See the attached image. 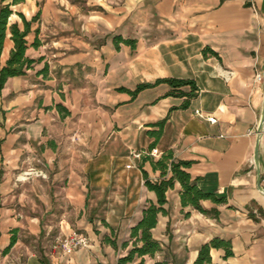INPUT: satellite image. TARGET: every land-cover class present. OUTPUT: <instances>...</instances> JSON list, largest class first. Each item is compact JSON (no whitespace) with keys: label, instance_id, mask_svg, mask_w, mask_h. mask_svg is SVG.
Instances as JSON below:
<instances>
[{"label":"crops","instance_id":"1","mask_svg":"<svg viewBox=\"0 0 264 264\" xmlns=\"http://www.w3.org/2000/svg\"><path fill=\"white\" fill-rule=\"evenodd\" d=\"M11 9L0 66L14 47L10 25L24 29L20 15L35 61L0 91V264H121L151 205L163 208L150 228L159 249L124 264H195L213 240L202 264H264V0H24ZM169 78L194 82L195 94L172 95ZM179 161L210 194L202 210L182 204L177 179L163 205L146 183L169 179ZM72 232L90 245L53 248Z\"/></svg>","mask_w":264,"mask_h":264},{"label":"trees","instance_id":"2","mask_svg":"<svg viewBox=\"0 0 264 264\" xmlns=\"http://www.w3.org/2000/svg\"><path fill=\"white\" fill-rule=\"evenodd\" d=\"M5 1L9 2L4 3ZM22 1L24 0H0V53L2 51L4 40L6 37L8 18L12 14L11 5L20 3ZM20 16L24 23V29L20 30L17 23H13L9 27L12 34L11 38L14 42V47L11 50L10 56L7 59L6 63L0 66V91L9 77L25 74L26 70L29 69L35 61L25 55V51L27 48V41L25 37L30 29V21H27L23 15ZM161 81L167 82L172 87V95L176 94L175 91H179L178 95L191 98L197 90V87L195 86L194 82L190 80L169 78ZM187 84L192 86V90L189 92H182L180 88ZM146 86L147 84H140L137 87V90H140ZM187 103L188 100L184 102L183 106H186ZM160 124H162V122H160ZM186 165H188V163L183 161H179L176 163L173 162L171 164V171L173 175L169 179L162 180L160 183L156 184H152L149 181H147L146 183L150 188L155 190L158 196V203L160 205H163L166 201V189L173 185L174 179H177L182 183L184 188V192L182 194V204H192L197 209L202 210L201 206L198 203V200L201 198L209 197L210 194L203 193L202 191L196 188L194 181L190 178V175L183 169H181V166ZM159 210H163V208H157L155 205H151L145 211L144 217L139 222V224L132 228V236L136 237V240L129 253L126 256L120 258L119 262L121 264L131 261L135 255L143 256L145 254H153L159 249L158 242L152 238V235L150 233V228L154 226L156 221V214ZM137 241H140L142 244L139 245ZM217 245L218 243L215 240L202 245L199 249V254L195 264H202L205 261H209L210 247ZM138 264H142V262Z\"/></svg>","mask_w":264,"mask_h":264},{"label":"built area","instance_id":"3","mask_svg":"<svg viewBox=\"0 0 264 264\" xmlns=\"http://www.w3.org/2000/svg\"><path fill=\"white\" fill-rule=\"evenodd\" d=\"M262 79H263L262 74H260V73L256 74V80L257 81H262ZM196 113L200 117H204L199 111H196ZM206 119L211 123L216 122V118L214 116L206 117ZM144 154L156 156L159 154V151L156 148L151 149L149 151L133 150V151H131L129 157L132 159L133 158H140ZM126 167L127 168L132 167V163L127 164ZM89 245H90V240H89L87 235L80 233V232H72L71 234L67 235L66 237L58 238L55 241L53 248L54 249H61L67 253H71L78 248L88 247Z\"/></svg>","mask_w":264,"mask_h":264},{"label":"water","instance_id":"4","mask_svg":"<svg viewBox=\"0 0 264 264\" xmlns=\"http://www.w3.org/2000/svg\"><path fill=\"white\" fill-rule=\"evenodd\" d=\"M263 128H264V108H263V112H262V118H261V121H260V124H259V127H258V133H259L258 135L259 136L262 133ZM257 156H258V153H257V150H256V152H255V160H256V163H258ZM259 187L261 188L260 184H259Z\"/></svg>","mask_w":264,"mask_h":264}]
</instances>
